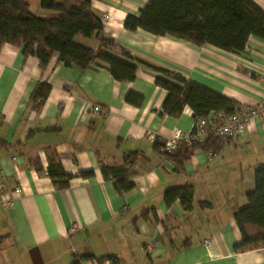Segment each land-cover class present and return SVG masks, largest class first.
Wrapping results in <instances>:
<instances>
[{"label":"crops","instance_id":"obj_1","mask_svg":"<svg viewBox=\"0 0 264 264\" xmlns=\"http://www.w3.org/2000/svg\"><path fill=\"white\" fill-rule=\"evenodd\" d=\"M91 1L104 28L92 37L76 35V43L96 50L103 36L113 38L137 58L237 100L243 111L263 99V39L250 36L240 53L196 46L126 28L127 15L139 16L148 0ZM254 1L264 9V0ZM39 2L31 10L43 15ZM157 74L139 63L135 79L120 81L105 64L82 69L66 65L57 53L42 68L22 47L2 46L0 140L8 147L0 149V183L8 192L0 190V264H70L74 254L116 255L120 264H264V247L234 249L242 239L234 212L247 204L255 169L264 163V116H252L245 132L222 140L218 151L193 149L176 172L156 142L175 129L190 130L195 119L188 105L178 116L161 113L168 91L156 83ZM40 81L51 90L34 108L31 98ZM130 91L143 96L139 105L126 100ZM52 152L74 174L68 187L57 186L47 173ZM131 152L138 154L135 186L119 192L100 162L121 165ZM36 158L40 170L32 164ZM89 169L92 177L78 175ZM184 184L194 186L191 210L164 199L168 188ZM5 197L11 206H4Z\"/></svg>","mask_w":264,"mask_h":264},{"label":"trees","instance_id":"obj_2","mask_svg":"<svg viewBox=\"0 0 264 264\" xmlns=\"http://www.w3.org/2000/svg\"><path fill=\"white\" fill-rule=\"evenodd\" d=\"M33 1L0 0V50L5 43L20 46L24 55L38 57L42 68L56 53L66 65L82 69L94 63L105 64L113 77L120 81L135 79L139 63H143L158 71L156 83L168 91L162 114L178 116L186 105L191 107L195 120L212 112L243 111L244 105L237 100L181 73L137 58L113 38L103 36L96 50L76 43V35L92 37L104 28L91 0H40L39 9L45 12L43 15L31 10ZM124 25L130 30L142 28L196 46L211 44L225 51L240 53L245 51L250 36L264 40V9L254 0H148L139 16L127 15ZM50 90L48 82L40 81L36 85L31 98L34 108L42 106ZM126 100L139 105L143 96L130 91ZM222 140L230 142L232 139L210 134L202 142L182 141L172 153L164 152L162 143L156 142V147L174 162L176 172H182L193 149L218 151L223 145ZM7 147V142L0 140V149ZM137 157V152L126 154L123 164L115 166L100 162L103 174L114 181L119 192L135 186ZM32 164L36 169H42L38 158L33 159ZM47 173L61 188L68 187L74 177L65 171L56 152L49 157ZM78 175L92 177L94 170H82ZM193 197L192 184L172 186L164 193L168 205L180 201L185 210L193 208ZM234 217L242 233V239L234 246L235 251L264 247V163L257 165L255 188L247 193V204L236 210ZM3 237L0 236V242ZM89 259H97L100 264L109 259L113 264H120L116 255L97 258L93 254H74L70 264H83Z\"/></svg>","mask_w":264,"mask_h":264},{"label":"built area","instance_id":"obj_3","mask_svg":"<svg viewBox=\"0 0 264 264\" xmlns=\"http://www.w3.org/2000/svg\"><path fill=\"white\" fill-rule=\"evenodd\" d=\"M94 110L100 111V105H95ZM256 115L264 116V97L255 108H250L247 111L234 113H226L223 111L215 112L213 115L210 114L209 116H204L195 120L190 130L175 129L167 140L162 142V150L167 153H172L180 142H202L210 134L225 139H237L248 128L250 118ZM148 138L153 141L158 140L154 133H150ZM0 190L8 192L7 185L1 183ZM17 190L19 189L17 188ZM3 204L5 207L11 206L12 199L5 197L3 199Z\"/></svg>","mask_w":264,"mask_h":264},{"label":"rangeland","instance_id":"obj_4","mask_svg":"<svg viewBox=\"0 0 264 264\" xmlns=\"http://www.w3.org/2000/svg\"><path fill=\"white\" fill-rule=\"evenodd\" d=\"M34 4H35V3H34ZM32 10H35V6H34V5L32 6Z\"/></svg>","mask_w":264,"mask_h":264}]
</instances>
